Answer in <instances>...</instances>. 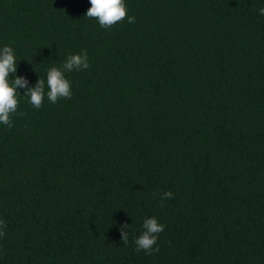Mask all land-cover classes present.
I'll use <instances>...</instances> for the list:
<instances>
[{
    "label": "trees",
    "instance_id": "1",
    "mask_svg": "<svg viewBox=\"0 0 264 264\" xmlns=\"http://www.w3.org/2000/svg\"><path fill=\"white\" fill-rule=\"evenodd\" d=\"M124 2L135 22L104 29L89 0H0L28 87L89 64L0 124V264H264V0Z\"/></svg>",
    "mask_w": 264,
    "mask_h": 264
},
{
    "label": "clouds",
    "instance_id": "2",
    "mask_svg": "<svg viewBox=\"0 0 264 264\" xmlns=\"http://www.w3.org/2000/svg\"><path fill=\"white\" fill-rule=\"evenodd\" d=\"M91 7L87 10L86 17L98 21L99 26L104 29L111 28L115 24L122 22L127 18L128 23H134L135 17L127 16V8L124 0H89ZM260 15L264 16V7L259 9ZM87 53L69 55L62 68L51 67L47 71L46 87L45 81L38 79L34 88L28 87V81L25 78L17 77V62L13 48L5 46L0 49V124L8 127L12 126L11 115L14 114L18 107L17 89H24V96L29 98L30 104L35 109L42 107L45 95L51 103H57L60 99H71L72 90L71 83L66 78V72L74 70L88 69ZM12 74L14 79L9 80V75ZM173 194L165 192L161 196V201L171 199ZM6 223L0 220V237L6 233L4 229ZM128 225H122L120 234L122 242L127 243ZM141 235L135 239L136 251H144L151 255L153 252H158V248H154L157 244L158 236L165 230V225L160 224L155 217L146 218L143 222Z\"/></svg>",
    "mask_w": 264,
    "mask_h": 264
}]
</instances>
